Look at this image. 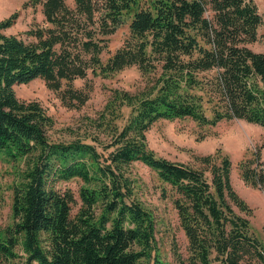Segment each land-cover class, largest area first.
Listing matches in <instances>:
<instances>
[{
    "label": "trees",
    "instance_id": "obj_1",
    "mask_svg": "<svg viewBox=\"0 0 264 264\" xmlns=\"http://www.w3.org/2000/svg\"><path fill=\"white\" fill-rule=\"evenodd\" d=\"M72 1L73 8L65 0H24L42 14L25 37L1 31L16 11L0 18V158L15 166L0 264H264V241L250 227L252 207L231 184L228 155L219 147L194 154L200 165L194 166L156 155L145 139L159 118L213 125L236 117L264 127V51L250 46L262 20L254 0ZM124 6L132 9L127 30L102 60L101 35ZM130 65L154 74L152 83L134 98L117 93L130 104L121 124L107 102L110 116L103 111L100 120L110 136L97 143L101 149L81 139L51 141L49 115L12 87L38 77L64 105L78 107L91 88L87 67L105 75ZM77 77L82 85L74 84ZM258 158L245 153L236 166L245 183L264 187ZM134 160L171 192L186 241L184 254L173 251L174 262L158 258L153 216L133 196ZM71 178L81 181L78 200L70 188L54 185Z\"/></svg>",
    "mask_w": 264,
    "mask_h": 264
},
{
    "label": "rangeland",
    "instance_id": "obj_2",
    "mask_svg": "<svg viewBox=\"0 0 264 264\" xmlns=\"http://www.w3.org/2000/svg\"><path fill=\"white\" fill-rule=\"evenodd\" d=\"M23 1L0 0V18L16 11L14 22L2 29L3 33L25 37L23 31L31 23L42 22L39 6L23 5ZM142 1L146 0H136L135 6L140 5ZM65 2L73 8L72 0ZM254 2L262 20L257 28L258 39L250 46L254 50L264 51V0H254ZM126 7L119 8L116 23H112L115 24L110 33L101 35L105 43L99 52L102 60L120 44L127 30L132 9L126 11ZM80 54L82 57H88L86 52L80 51ZM151 76L141 75L135 65L105 75H93L87 67L86 77L91 83V88L87 99L78 107L64 105L57 92L48 88L38 77L25 83L14 84L12 87L17 98L37 100L49 115L51 124L46 128V135L51 141L81 139L94 143L97 149H101L97 143L109 141L110 136V131L105 128L107 125L105 119L100 120L103 111L106 113L105 117L110 116L105 110L107 102L111 105L108 109H114L113 112L117 113L115 118L113 117V122L117 125L121 124L128 114L130 104L118 98L117 93L124 90L132 98L137 97L152 83ZM83 81L84 78L78 77L73 80L75 85H82ZM145 139L147 147L156 155L184 161L194 166H200L194 159V154L213 152L217 147L225 152L231 162L229 171L231 184L252 207V213L248 217L250 227L255 235L264 241V187L245 183L239 177L236 166L237 161L251 151L258 152L259 161L264 162V127L236 117L218 120L213 125H199L189 117L171 120L159 118L146 129ZM19 165L22 166V161ZM14 169L15 166L0 158V226L11 221L9 184L15 179ZM128 173L133 184L134 198L140 201L153 216V236L158 258L161 261L174 262L173 251L177 250L184 254L186 241L177 224L168 186L158 180L155 172L139 160L130 162ZM80 183L79 179L71 178L57 180L54 185L58 189L70 188L78 200L77 188ZM162 187H166L165 193Z\"/></svg>",
    "mask_w": 264,
    "mask_h": 264
}]
</instances>
